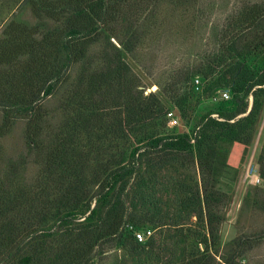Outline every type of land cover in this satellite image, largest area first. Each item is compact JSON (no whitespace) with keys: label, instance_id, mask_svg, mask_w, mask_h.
<instances>
[{"label":"trees","instance_id":"1","mask_svg":"<svg viewBox=\"0 0 264 264\" xmlns=\"http://www.w3.org/2000/svg\"><path fill=\"white\" fill-rule=\"evenodd\" d=\"M7 1L18 12L0 38V156L19 123L28 154L0 166V264H98L96 249L103 256L114 246L132 251L134 264H246L250 238L232 241L220 255L228 195L218 185L230 146L241 144L246 154L264 114V7L234 14L218 35V51L162 89L181 120L198 95L197 105L210 107L188 134L168 129L173 108L158 93L145 94L130 61L148 28L133 15L159 0ZM27 9L33 19L23 16ZM184 82L191 93L180 92ZM222 90L229 101L200 99ZM60 94L55 109L45 104ZM144 163L150 177L130 205L125 195ZM257 164L264 191V141ZM167 168L182 176L159 184L156 176ZM192 218L194 226L183 224ZM165 219L175 223L170 245L137 240L136 232L167 225Z\"/></svg>","mask_w":264,"mask_h":264},{"label":"rangeland","instance_id":"2","mask_svg":"<svg viewBox=\"0 0 264 264\" xmlns=\"http://www.w3.org/2000/svg\"><path fill=\"white\" fill-rule=\"evenodd\" d=\"M183 1L159 0L148 6L147 4L144 5L145 10L144 7L142 9L139 6V13L134 14L133 18L138 20L140 24L145 23L148 28L143 40L144 43L137 50L135 58H131L130 61L135 73L139 76L142 88H146L145 94L158 93L162 100L173 108L172 112L178 124L171 127L169 123L168 129L191 134L193 126L199 122L200 117L210 107L197 105L198 95L197 99L193 98L191 100L192 110L189 112V116L181 120L178 109L171 103L168 96L162 93V89L175 86L183 72L205 62L209 55L218 51V35L222 33L234 14L237 15L236 13L242 11L241 9L255 5L264 7V0ZM132 11L134 12V8H132ZM14 12H18L16 7L13 8V5L7 0H0V38L3 30L11 21ZM23 16L33 19L30 9H27ZM260 34L264 36V31H260ZM78 69L79 66H76L70 70V79L67 84L75 80ZM196 78L201 80L200 77ZM179 89L182 94L191 93V83L179 84ZM204 89L203 82L202 93ZM216 94H218V91L214 95ZM60 97L61 94L52 100L47 99L45 104H50L49 107L55 109L59 105ZM229 100H225V102ZM249 101L251 104L252 96ZM53 112L55 111L53 110ZM56 113H53L55 119L62 115V110L58 109ZM188 122L189 124H187ZM263 141L264 114L254 144L249 147L246 154H244L245 147L243 145L234 144L230 146L228 173L221 178L218 185V188L228 195V200L222 207L224 221L220 228V255L225 254L227 245H231L232 241L250 238L253 246H249L250 250L244 255L246 264H264V191L260 188L262 182L259 178V166L257 164V157L261 151ZM2 147L1 167L5 166L8 159L18 160L28 154L23 123H19L11 134L3 139ZM30 161H32V158H30ZM168 169L157 174L159 184L167 183L168 180L182 176L181 173ZM35 170L31 166L27 179H30ZM193 172L195 173V171ZM196 173L200 179L198 170ZM146 177H150V172L144 163L138 174L132 178L126 192L125 199L128 204L131 205L140 181ZM163 193L161 196L164 199L167 198L168 194ZM169 211H172L171 207ZM195 220V218H192L191 221H184L183 224L188 223V225L194 226ZM166 221L167 225L152 229L153 231L150 229L151 236L156 242V248L162 247L163 242H169V245L172 243L171 240L165 241V239L167 235L174 234L175 223L171 219H165L164 222ZM161 250V248L156 249L163 257L164 254ZM98 251L99 249H96V254H94V256L96 255L94 259L98 264H134L132 251L127 252L117 246L105 248L103 256Z\"/></svg>","mask_w":264,"mask_h":264},{"label":"built area","instance_id":"3","mask_svg":"<svg viewBox=\"0 0 264 264\" xmlns=\"http://www.w3.org/2000/svg\"><path fill=\"white\" fill-rule=\"evenodd\" d=\"M193 87L195 89V91L200 94L202 93V82L201 80H199L198 78H196L194 80V83H193ZM202 101H205V102H208L210 103L211 105H216L218 104L220 101H225V100H229L230 99V93L229 91L227 90H222V91H219L218 94L216 95H213V97L210 99V100H207L205 99L204 97H201L200 98ZM174 113L173 112H170L168 114V119H169V123L172 126H176L178 124V121L177 119L174 118ZM213 117H217V115H212ZM194 142V141H193ZM259 182V180H258ZM152 235V232L151 231H147V232H136L135 233V236L137 238V240L139 242H143L145 241L147 238H149L150 236Z\"/></svg>","mask_w":264,"mask_h":264}]
</instances>
